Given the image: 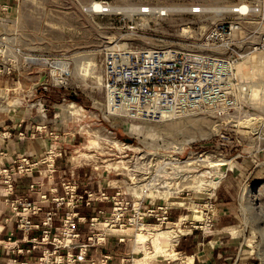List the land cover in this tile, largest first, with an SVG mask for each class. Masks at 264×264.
I'll use <instances>...</instances> for the list:
<instances>
[{
    "label": "rangeland",
    "instance_id": "1",
    "mask_svg": "<svg viewBox=\"0 0 264 264\" xmlns=\"http://www.w3.org/2000/svg\"><path fill=\"white\" fill-rule=\"evenodd\" d=\"M91 1L93 0H22L18 6L11 5L8 8L10 18L15 21V27L12 26L10 29L15 28L18 31L19 45L23 52L20 53L18 61V74L0 79V116L7 117L13 112L24 111L31 113L33 118L36 111L38 114H43L48 109L55 110L57 120L62 126L57 124L58 126L53 127L54 130L49 132L48 130L44 132L39 126L36 129L46 134L47 139L50 140L47 152L54 150L53 153L60 155L61 151L66 152V159L72 162L68 165L69 173L75 176L76 172L80 171V179L84 183L83 190L87 189L86 187H95L96 190L97 185H100L105 186L108 192H125L132 187L130 179L133 175L145 173L144 175L148 174L149 180L139 181V185L145 183L151 185L144 192L146 202H155V204L167 202L172 207L169 221L172 224L176 223V226L168 225L161 231H174L173 237L175 234L178 235L180 244L175 246V240L170 237L165 248L163 247L164 253L154 256L152 234L157 229L149 233L143 232L146 240L137 243L135 236L142 232L124 229L123 232L118 233L119 231L106 230L102 224L100 225L105 217L94 226L90 225V221H79L80 224L87 226L84 232L90 246L103 245L101 241L99 242L101 244H96V235L104 232L105 240L110 239L109 244L114 241L111 238L113 235H122V239L126 237L125 243L119 245L122 253L127 252L123 264H183L191 255L203 256L205 249L211 247L210 244L202 246L200 240L202 245L196 246V243L188 238L190 227L179 228L178 219L182 216H201L199 205L203 202L202 194L207 193L212 197L211 201L214 205L220 201L233 203V214L224 217L215 207L213 230L205 235L199 230H192L200 233L196 239L205 238L210 234L215 235L217 228L226 218L231 225L223 232L232 240H229V246L222 254L224 260L220 258L218 264H264V179L245 180L242 174L243 171L248 172L245 168L246 162L249 163L251 160L246 145L249 140L242 142L241 145L236 143L239 137H243V132L228 131L231 128L226 127L222 121L200 116L169 121H145L112 115L107 110L103 89L101 61L104 47H119L133 51L159 48L177 51L193 49L201 33L212 23L225 17V14L213 11L220 7H228L230 0H107L112 6L121 8L136 7L144 2L164 8L187 9L198 6L204 13L191 16L188 12H170L163 20L149 18L143 22L129 14L101 17L89 13L87 7ZM1 3L0 0V6ZM121 8L115 10L122 12L133 10ZM26 57L48 59L62 63L65 67L68 66L66 68L69 74L67 77L66 75L62 77L65 84L52 83L53 86L48 91L42 88L33 90L32 86L38 80L34 70L41 67L34 65L31 72L24 62ZM251 64L252 61H247L245 67L243 66L244 71H249L247 65L252 72ZM44 68L49 70V67ZM55 74L58 76V71H55ZM252 79L254 80L253 77ZM70 103L76 107L69 108ZM253 103V107L259 108L262 105L259 102ZM42 109L45 111L42 112ZM74 109L78 111L75 113ZM64 114L68 118H64ZM23 119L28 127L35 126L34 119ZM189 121L195 122V125H191ZM221 129H227V141L214 136L215 132ZM50 133L53 139H50ZM202 133L204 136L200 137ZM190 138L192 141H187ZM126 140H130L131 143H127ZM206 151L204 156H210L212 152L221 153L215 160L222 157L225 161H230L233 167L235 166L233 174L227 172L215 189L205 186L210 179L207 178L209 175L204 174L206 171L210 173L215 171L207 170L202 163L197 167L194 165L195 168L184 166L181 172L170 165L160 163L162 159L177 157L179 152H183L180 156L185 159L189 152ZM63 156L62 153V157L57 156L55 159ZM144 156H147L148 160ZM21 159L10 169L15 167L14 171H16ZM45 159L46 162L41 166L48 173L50 159L47 155ZM188 161H193V158ZM116 163H119L118 167L111 165ZM60 167L62 169L65 166ZM10 169H7L8 172ZM191 169L197 172L187 179L185 174ZM3 170H0V173ZM62 171L59 172L60 175H63ZM87 183L90 185L86 186ZM199 183L204 185H198ZM247 191L252 192L249 195ZM139 192L138 188L137 195L140 194ZM244 194H248L246 201L242 198ZM108 205L105 204V207L111 208V205ZM195 207L199 208L198 212L194 211ZM197 220H201V217H192L188 221ZM178 229H181L182 236ZM53 239L59 240L60 236L53 237L52 243ZM172 253L176 254L175 258H172ZM103 259L107 260V257Z\"/></svg>",
    "mask_w": 264,
    "mask_h": 264
},
{
    "label": "built area",
    "instance_id": "2",
    "mask_svg": "<svg viewBox=\"0 0 264 264\" xmlns=\"http://www.w3.org/2000/svg\"><path fill=\"white\" fill-rule=\"evenodd\" d=\"M1 1L0 79L4 76L11 77L18 74V61L20 53L23 52L19 45L18 31L15 28L10 29L12 26L15 27V21L8 14V8L11 5L18 6L22 0ZM95 3H97V8L94 6ZM228 4L229 6L226 7L228 10L222 13L225 17L212 23L203 31L193 49L177 51L159 48L133 51L119 47H104L101 65L103 89L109 113L126 119L145 121H169L188 116L220 120L226 127L231 128L228 131L241 130L243 132V137L236 140L238 145L253 139L250 144V156L264 155V101L261 107H253L251 92L254 80L247 65L246 68L249 71H244V63L250 57L258 56L264 60V0H230ZM116 8L121 7H114L107 0H93L87 10L101 17L129 14L142 22L149 18L163 20L170 14L166 8L156 7L148 2L136 7L121 8L133 9L131 12L114 10ZM188 9H190L188 14L191 16L204 14L202 8L198 6ZM25 63L26 68L32 72L34 65ZM40 67L34 72L36 74L41 70L46 72L47 85L42 89L48 91L54 83L50 77L51 68L50 66ZM44 67H49V70ZM43 111L45 110L42 109ZM226 132L227 129H221L215 132L214 136L227 141L228 133ZM50 139H53L52 133H50ZM53 151L46 152L50 159L48 165L50 169H47L50 174L54 172L55 158L60 156V153L55 154ZM183 152H179L178 156L172 159H162L160 163L170 165L179 172L184 166L187 167L188 163H192L189 166L193 168L202 163L207 170L215 171L207 166L206 161L208 158L215 160L216 156L221 155V153L212 152L210 156H204L207 151L189 152L184 159L180 156ZM144 158L148 160L147 156ZM192 158L193 161H188ZM217 160H224V158ZM260 164L264 165V162L256 163L257 166ZM36 167L37 163H31L28 157H22L16 171L14 167L10 169V172L3 170L0 175H27ZM195 172H197L195 169H191L185 174L186 178L190 179ZM226 173L227 171L224 172L222 178ZM144 174L133 175L130 179L132 187L125 192L117 191L110 196L104 191L96 194L85 191V197L84 195L78 196L75 184L67 182L63 185L67 198L56 199L55 205L60 207L65 204L73 210L81 201H84L86 205L98 202L110 203L109 213L105 214L104 211L98 210L89 220L90 225L94 226L102 217H105L100 225L102 224L106 230L123 231L130 228L135 232L149 233L151 230L167 228L168 225L176 226V223L172 224L169 221V212L172 208L169 203L146 202L144 192L151 185L147 183L139 185V181L149 180L148 174ZM204 174L209 175L207 178L211 180L214 173L206 171ZM200 176L204 177L203 174ZM220 181L221 179L219 183ZM9 182L8 178L7 183ZM138 188L139 195H137ZM202 195L204 196L203 202L199 205L201 220L191 222L178 219L179 228L190 227V232L199 230L203 235L213 230L215 205L209 194ZM44 198L45 196H41V199ZM20 205L22 208L19 211ZM10 206L18 217L17 227L24 234L29 233L32 229L28 220L29 216L38 213L39 207L29 206L21 200L12 202ZM53 220L54 212L48 211L42 222L43 241H48ZM79 221L85 222V219L77 218V214L73 211L65 213L59 231L60 239H53V249L44 251L38 259V264H75L84 260V249H80L77 255L70 252L74 243L79 239L76 232ZM180 230L178 229V232L182 236ZM178 238L176 234L172 237L175 240V246L179 242ZM89 240L93 241L92 238ZM100 241H105L104 232L96 235V244H100ZM61 250L65 251L64 257L59 254Z\"/></svg>",
    "mask_w": 264,
    "mask_h": 264
},
{
    "label": "crops",
    "instance_id": "3",
    "mask_svg": "<svg viewBox=\"0 0 264 264\" xmlns=\"http://www.w3.org/2000/svg\"><path fill=\"white\" fill-rule=\"evenodd\" d=\"M34 116L35 117L31 118V113H25L24 111L13 112L7 117L0 116V170H3V168L6 170L10 169L22 157H28L31 163H37L36 169L27 175H0V264H38V259L42 256V253L53 249L52 238L59 236L62 220L65 213L68 211H73L77 214V218H84L86 222H88L98 210H104L105 214L110 211V208L105 207V204L110 205V203L107 202L86 205L84 201H81L73 210L65 204L56 207L55 200L66 197L63 185L67 182L75 184L78 196L84 195L85 191L93 192L94 194L99 191H104L109 196L113 195L114 192H108L105 186L101 187L100 185H97L96 190H94L95 187H86L87 189L83 190L84 183L82 179H80V171H77L75 176L69 173L68 165H71L72 162L66 159V152L64 151H61L60 155L62 157L63 153L64 159L61 157L55 159L54 173H47L41 164L46 162L45 155L50 140L47 139L46 134L37 131L36 127H42L44 132L45 130L49 132V130H54L53 127L58 126L61 122L57 120L58 116L53 109H48L43 114H38V111H36ZM23 118L28 120L34 119L33 122L35 126L30 125L28 127L24 124L25 120ZM64 118L68 117L64 114ZM60 126H62V124ZM251 142H253V139L246 144L248 145L249 152L247 153L249 155L251 154ZM250 157L251 160L249 163L246 162L245 167L248 172H242L245 176V180L249 178L264 179V165H256V163L264 162V155ZM60 166L65 167L60 169ZM61 170H63V175L59 173ZM227 172L233 174V171ZM8 178L10 179L9 183H7ZM89 185L90 183L86 184V186ZM41 196H45V198L41 199ZM19 200L25 201L29 206L35 205L40 209L35 215L29 216L28 220L32 225V229L27 234H24L17 227L18 217L10 206L12 202ZM83 205L85 207H83ZM80 206L82 209H80ZM215 207H217L220 215L224 217L233 214V203L231 202L222 203L220 201L218 204H215ZM21 208L22 206L20 205L19 211ZM48 211L54 212V220L48 241H43L44 228L42 222ZM170 212L169 219L171 218ZM230 225L228 219L226 221L225 218L222 225L217 228L215 235H206L205 238H199V240L196 239L200 234L199 231H192L189 233L190 235L188 238L194 241L196 246H201L202 244V246H207L208 244L211 246L209 249L203 250V256H200V254L199 257L198 255L196 256V254L191 255L190 257L193 258V264H195V262H197L196 264L219 263V259L222 258V254L226 252L229 246V240H232L230 237H226L228 236L226 235L227 233L223 232V230ZM85 229H87L85 224H80V222L77 223L76 232L79 235V240L74 243L70 252L73 255H77L80 249H84L85 255L83 261L76 262L75 264H123L124 261H126L127 252L125 251L122 253L119 246L125 243V236L122 239V235H113L111 238H113L114 241L111 244H109L110 239H106L105 242L102 243L103 245L90 246L85 237ZM127 230L132 229L128 228L126 231ZM200 240H202V244H200ZM83 246H86V248H83ZM59 254L64 257L65 251L61 250ZM105 256L107 260L103 259ZM201 258H203V261H201ZM224 258L225 257L222 259L224 260Z\"/></svg>",
    "mask_w": 264,
    "mask_h": 264
},
{
    "label": "bare ground",
    "instance_id": "4",
    "mask_svg": "<svg viewBox=\"0 0 264 264\" xmlns=\"http://www.w3.org/2000/svg\"><path fill=\"white\" fill-rule=\"evenodd\" d=\"M94 6L97 8V3H95ZM166 9L169 12H190V9H188V8L186 9V8H179V7H171V8H166ZM215 10L216 11H213V12L221 14V13L226 12L228 10V8L220 7V8H217ZM24 59H25L24 62H28V63H31L33 65L50 66V68H51V70H50L51 80H52V82H54L57 85L64 83V81L62 80V76L63 75H66V77H67V75L69 74V72H67L68 66H66L67 67L66 68L65 65H63L62 63L60 64L59 62H54L52 60L43 59V58H35V57H26ZM247 61H252V64H251L250 68H251V71H252L251 72L252 77L254 78V84L252 86L253 88H252V92H251V100H252V102L263 103V101H264V91H263L264 90V60L261 57L252 56L249 59H247L244 64H246ZM55 70H58V76H56ZM68 107L73 109L76 106L73 103H70V104H68ZM77 111L78 110H75L74 112L76 113ZM74 112H71V113H74ZM190 124L191 125H195V122H190ZM176 130H181V131H185V132H191L192 131L191 129H176ZM199 136L203 137L204 133L200 134ZM193 138L194 137H192V139ZM192 139L190 138V140H187V141H192ZM92 144H94V142ZM206 162H207V166L209 168L215 170L214 174L212 173L213 176L211 177V180H209L208 182L205 183V186L206 187H210L211 189H215L217 187V185L219 184V180L222 179V177L224 175V171H221L222 167L226 168L225 171H234V167H235V166L233 167V165L231 164L230 161H225V160H215V161H213V160H211V158H208ZM111 165H114L115 167H118L119 163L111 164ZM186 165L189 166V165H192V163H188ZM198 185H204V183H199ZM251 192L252 191H247V193L249 195H250ZM248 194H244L242 198L245 200L246 197L248 196ZM193 209H194L195 212L199 211L198 210L199 208H197V207H195ZM192 217L200 218L201 216L200 215L191 216V217L182 216L180 218V221L191 220ZM128 231H130V230H128ZM131 231H133V230H131ZM119 232H121V231H119ZM173 232L174 231H161V230H155L154 231V233L152 234L153 235L152 242L154 244V251H155V255L154 256H156L158 254H161V253H164L163 247L165 248V245H166L167 241L169 242L170 237H173ZM145 240H146V236H145V234H143V232L142 233H138L135 236V241L137 243L144 242ZM145 256H147V254H145ZM171 256H172V258H175L176 254L172 253ZM183 264H193V258L192 257H188L187 260H185Z\"/></svg>",
    "mask_w": 264,
    "mask_h": 264
},
{
    "label": "water",
    "instance_id": "5",
    "mask_svg": "<svg viewBox=\"0 0 264 264\" xmlns=\"http://www.w3.org/2000/svg\"><path fill=\"white\" fill-rule=\"evenodd\" d=\"M38 75V80L35 84H33L32 89L37 90L38 88L45 87L47 85V77H46V72L44 70H41L37 73ZM127 143H131L130 140H126ZM226 168H221V171L225 172Z\"/></svg>",
    "mask_w": 264,
    "mask_h": 264
},
{
    "label": "trees",
    "instance_id": "6",
    "mask_svg": "<svg viewBox=\"0 0 264 264\" xmlns=\"http://www.w3.org/2000/svg\"><path fill=\"white\" fill-rule=\"evenodd\" d=\"M73 98V97H72Z\"/></svg>",
    "mask_w": 264,
    "mask_h": 264
}]
</instances>
